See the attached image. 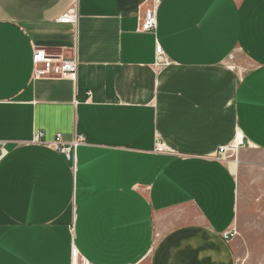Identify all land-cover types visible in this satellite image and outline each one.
Wrapping results in <instances>:
<instances>
[{
  "label": "crops",
  "instance_id": "0c3cea01",
  "mask_svg": "<svg viewBox=\"0 0 264 264\" xmlns=\"http://www.w3.org/2000/svg\"><path fill=\"white\" fill-rule=\"evenodd\" d=\"M147 2L0 0V264H235L227 159L264 152V0H160L144 32ZM37 50L75 76L36 75ZM36 131L82 136L74 163Z\"/></svg>",
  "mask_w": 264,
  "mask_h": 264
},
{
  "label": "rangeland",
  "instance_id": "374dc122",
  "mask_svg": "<svg viewBox=\"0 0 264 264\" xmlns=\"http://www.w3.org/2000/svg\"><path fill=\"white\" fill-rule=\"evenodd\" d=\"M237 152L227 159L238 178L235 234L231 239L234 261L264 264V152L247 150L242 160Z\"/></svg>",
  "mask_w": 264,
  "mask_h": 264
},
{
  "label": "built area",
  "instance_id": "2783aa9c",
  "mask_svg": "<svg viewBox=\"0 0 264 264\" xmlns=\"http://www.w3.org/2000/svg\"><path fill=\"white\" fill-rule=\"evenodd\" d=\"M150 4L144 8L141 16L139 17V30L147 32L154 31L156 29V8L160 0H148L147 3ZM76 11L75 6H71L65 13H63L58 21L61 23H74L76 22ZM156 53L162 54L160 47L156 48ZM33 63L36 66V75L41 76H50V77H74L77 69V62L74 57L68 58L62 55H50L44 51L37 50L33 54ZM40 66V67H39ZM43 132L36 131L33 133V136L30 143H43L47 147H50L60 154H62L67 161H75L76 149L83 143L82 136H75L71 141H63L61 134H55L51 141H42ZM6 141L0 139V156L2 154L3 145ZM243 144L242 141L237 144H228L219 147L218 154L222 156L224 153L235 152L239 146ZM165 147L163 144L157 143L155 147L156 152H163ZM235 162V161H234ZM234 229L224 233V238L231 240L234 235Z\"/></svg>",
  "mask_w": 264,
  "mask_h": 264
},
{
  "label": "bare ground",
  "instance_id": "6f19581e",
  "mask_svg": "<svg viewBox=\"0 0 264 264\" xmlns=\"http://www.w3.org/2000/svg\"><path fill=\"white\" fill-rule=\"evenodd\" d=\"M240 138L238 137L237 139H235V141H234V144H237L238 142H240Z\"/></svg>",
  "mask_w": 264,
  "mask_h": 264
}]
</instances>
